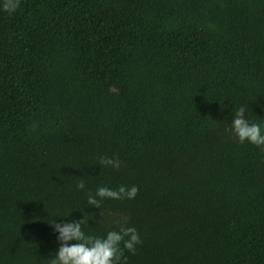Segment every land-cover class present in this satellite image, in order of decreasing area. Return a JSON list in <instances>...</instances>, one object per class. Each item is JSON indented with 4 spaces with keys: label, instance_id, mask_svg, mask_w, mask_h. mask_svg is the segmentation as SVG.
<instances>
[{
    "label": "trees",
    "instance_id": "trees-1",
    "mask_svg": "<svg viewBox=\"0 0 264 264\" xmlns=\"http://www.w3.org/2000/svg\"><path fill=\"white\" fill-rule=\"evenodd\" d=\"M241 104L264 121V0L0 10V264H48L49 223L82 217L136 228L126 264H264V151L229 130ZM122 184L134 199L87 204Z\"/></svg>",
    "mask_w": 264,
    "mask_h": 264
},
{
    "label": "clouds",
    "instance_id": "clouds-1",
    "mask_svg": "<svg viewBox=\"0 0 264 264\" xmlns=\"http://www.w3.org/2000/svg\"><path fill=\"white\" fill-rule=\"evenodd\" d=\"M21 0H0V10L9 14L15 12ZM229 130L240 143L247 141L264 151V121L254 122L248 116V106L236 107L229 123ZM99 165L119 169L121 161L118 157L100 156ZM77 190H85L83 179L75 185ZM138 188L135 185H119L112 189L100 186L95 193L88 192L87 204L99 208L104 199H134ZM85 221L82 218L64 223H49L56 234L58 247L48 258V264H126L124 251L135 253L136 246L141 243V236L136 228L121 226L118 230H108L103 235L88 233L82 229Z\"/></svg>",
    "mask_w": 264,
    "mask_h": 264
}]
</instances>
